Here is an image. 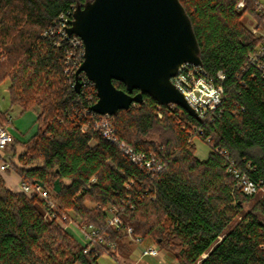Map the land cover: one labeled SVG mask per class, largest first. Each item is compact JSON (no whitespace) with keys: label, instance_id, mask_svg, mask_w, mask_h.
Listing matches in <instances>:
<instances>
[{"label":"trees","instance_id":"1","mask_svg":"<svg viewBox=\"0 0 264 264\" xmlns=\"http://www.w3.org/2000/svg\"><path fill=\"white\" fill-rule=\"evenodd\" d=\"M86 1L0 0V85L9 80L11 106L38 109L36 132L19 150L13 136L10 166L0 170V264H99L105 246L114 253L107 241L86 252L36 192L9 186V172L48 189L60 216L104 226L122 254L126 233L108 225L109 207L178 264H264V195L244 194L229 170L232 162L264 187V74L249 61L259 40L244 22L248 13L264 29V7L257 0H244L242 8L241 0H180L201 66L223 86L222 103L196 118L144 94L110 115L114 136L107 139L96 124L104 115L92 110L95 85L81 72L77 90V71H65L74 47L58 32L60 16L71 23ZM0 123H10L2 109ZM195 128L203 133L192 136ZM195 136L211 146L204 160ZM120 142L143 161H133Z\"/></svg>","mask_w":264,"mask_h":264},{"label":"water","instance_id":"2","mask_svg":"<svg viewBox=\"0 0 264 264\" xmlns=\"http://www.w3.org/2000/svg\"><path fill=\"white\" fill-rule=\"evenodd\" d=\"M68 32L84 42L77 90L84 72L97 90L96 113L116 114L149 94L199 118L172 80L182 64L202 65L199 42L180 0H87L75 9Z\"/></svg>","mask_w":264,"mask_h":264},{"label":"built area","instance_id":"3","mask_svg":"<svg viewBox=\"0 0 264 264\" xmlns=\"http://www.w3.org/2000/svg\"><path fill=\"white\" fill-rule=\"evenodd\" d=\"M238 8L244 7V0H241ZM76 8H74L75 11ZM58 21V32L64 38H69L74 50L70 51L67 55L66 60V73L72 74L78 70L80 65L84 60L85 45L81 37L76 34H69L68 29L72 25L69 23V16L62 14ZM74 19V18H73ZM71 19V20H73ZM256 39L259 40V46L257 50L249 55V61L257 68L263 71L264 74V29L252 28ZM217 77L220 81L225 79L224 73L220 70L217 72ZM84 78L90 81L86 74L84 73ZM174 84L181 90L189 103L198 112L199 116H203L208 109H215L222 103L223 100V86L220 82L214 81L208 73H206L201 65H195L191 63L182 64L177 74L172 77ZM80 81V79H79ZM92 82V81H91ZM76 85V84H75ZM104 117L101 121H97V128L101 129L103 135L107 139H113V126L112 122L109 120L112 114H103ZM10 122V119H9ZM87 129V126L83 127V131ZM197 133H203L201 129L195 128L191 134L194 136ZM13 141V135L8 131L7 125L0 123V170L3 171L9 168L10 164L6 159L5 151L9 148ZM120 147L127 154H129L133 161L142 162L143 155L135 153L134 149L129 146L126 142H120ZM154 159H148L145 161L147 165H151ZM155 167V166H153ZM157 170L161 169V166L156 167ZM155 168V169H156ZM236 178V186L238 189L246 195H254L258 193L264 187H261L258 182L250 177V175L236 167L231 162V167L229 169ZM20 189L26 193L36 192L41 199H44L47 203V210L53 218L64 227H68L70 223L75 224L83 233L86 239V252H91L96 246L104 247L103 244L107 241V246L111 250L116 248V244L110 239V234L107 232L104 226H98L95 224H80L78 221L69 219L68 214H63L60 216L56 211V204L51 197L48 189L42 187L41 185H28L25 183L20 184ZM107 213V223L109 226L115 227L116 229H122L126 233V236L133 237V239L142 244L145 238L141 235H137L131 226H124L122 219L117 215L115 207H109L106 209ZM72 221V222H71ZM68 223V224H67ZM110 239V240H109ZM104 252L109 254V249L104 247ZM143 256H159L160 249L157 245L151 244L146 246L142 252Z\"/></svg>","mask_w":264,"mask_h":264},{"label":"rangeland","instance_id":"4","mask_svg":"<svg viewBox=\"0 0 264 264\" xmlns=\"http://www.w3.org/2000/svg\"><path fill=\"white\" fill-rule=\"evenodd\" d=\"M264 7V0H257ZM244 22L250 27L256 30L262 29L259 24V21L253 18L250 14L246 13L244 15ZM253 32V31H252ZM254 34V32H253ZM255 35V34H254ZM8 85L9 80L5 81L0 85V109L7 111L8 119L10 123H7L8 131L19 141L18 150L21 147L20 142L29 140L37 129V108H31L29 110H23L20 106L14 105L11 106L9 94H8ZM5 125V124H4ZM193 143L196 146V155L204 160L207 158L211 146L208 142L203 140L199 136L193 138ZM5 154H12V149L9 148L5 151ZM259 194L264 195V189H261ZM254 203V200L250 201L249 204H246V207ZM69 225L66 226L82 243H86V239L82 231L73 223L68 221ZM72 222V221H71ZM68 224V223H67ZM151 244L157 245L153 240L146 239L142 244L137 243L133 237L125 236L123 240V245H125V253L122 254L116 248L114 249L113 255H110L106 252H103L98 258L99 264H178L175 257L171 253L161 250L159 256H143L142 252L146 246ZM158 246V245H157Z\"/></svg>","mask_w":264,"mask_h":264},{"label":"crops","instance_id":"5","mask_svg":"<svg viewBox=\"0 0 264 264\" xmlns=\"http://www.w3.org/2000/svg\"><path fill=\"white\" fill-rule=\"evenodd\" d=\"M3 176L7 180V183L9 184V186H11L15 190L20 189V184L22 182L18 174H16L15 172H9V173L3 174Z\"/></svg>","mask_w":264,"mask_h":264}]
</instances>
